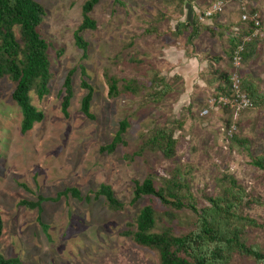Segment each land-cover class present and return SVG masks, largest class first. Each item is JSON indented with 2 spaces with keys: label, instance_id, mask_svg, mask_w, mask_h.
I'll list each match as a JSON object with an SVG mask.
<instances>
[{
  "label": "rangeland",
  "instance_id": "1",
  "mask_svg": "<svg viewBox=\"0 0 264 264\" xmlns=\"http://www.w3.org/2000/svg\"><path fill=\"white\" fill-rule=\"evenodd\" d=\"M33 1L43 9L38 32L47 44L50 78L41 100L30 94L43 119L25 134L10 97L13 83L0 79V255L16 264H158L154 250L126 235L139 210L151 205L153 232L173 236L193 230L196 217L148 196L132 203L133 183L148 175L157 189L169 179L184 183L198 210L209 206L207 198L225 195L232 178L247 195L236 211L263 225L246 228L241 241L264 251V171L250 164L264 151V107L251 104L235 115L227 105H209L220 93L228 96L218 89L219 74L231 71L228 40L243 27V14L256 15L260 27L240 78L264 96V0H218L221 12L209 18L203 12L217 0H100L90 13L96 29L81 33L84 59L72 34L85 0ZM71 70L63 116L62 84ZM110 77L117 82L114 97L107 94ZM82 79L92 88V120L80 112ZM128 81L133 91L124 92ZM122 120L124 145L100 152ZM158 127L173 133L171 159L148 144ZM100 185L111 189L121 210L110 211L95 196ZM71 188L80 199L63 195ZM37 197L44 199L39 215L22 204ZM225 264L254 262L233 252Z\"/></svg>",
  "mask_w": 264,
  "mask_h": 264
},
{
  "label": "trees",
  "instance_id": "2",
  "mask_svg": "<svg viewBox=\"0 0 264 264\" xmlns=\"http://www.w3.org/2000/svg\"><path fill=\"white\" fill-rule=\"evenodd\" d=\"M99 1H84L81 6L80 23L72 34L74 45L82 51L83 59L86 57L87 43L83 40L81 33L96 29V23L90 17V13ZM42 18L43 9L33 0H0V79L6 78L13 83L10 97L20 112L19 132L21 134L28 132L34 124L40 123L43 119L42 112L30 101V94H33L37 100H41L47 94L50 78L47 44L38 32ZM252 29V24L247 23L231 34L228 40L229 60L232 49L237 44H241L242 39L248 36ZM253 40L255 41V38L243 43L241 55L243 61L253 52ZM79 71L81 78H84L86 74L82 66H79ZM73 73L74 70L69 71L62 84L63 96L60 101V111L63 116L67 115V108L72 97L70 78ZM219 76L221 85L218 89L228 94V74H219ZM116 84L113 77L107 78L109 97L118 95ZM132 84L133 81L125 82L122 91H133ZM240 84L252 105L264 107V96L259 94L252 84L244 80L240 81ZM80 87L86 91L80 100V112L85 118L92 120L93 116L89 112L92 88L83 79L80 81ZM126 128L127 122L120 121L110 143L101 147L100 152L109 154L119 144L124 145L122 136ZM236 142L245 144L246 141ZM148 144L159 150L165 159L174 157L175 140L169 128H155ZM250 164L264 171V151L261 156L253 158ZM226 179L229 189L225 195L214 199L207 198L209 206L200 210L196 208L187 186L177 179L166 180L163 188L158 189L155 188L151 175L146 176L141 182H134L132 203L140 197L148 196L175 210L189 211L196 217V221L194 229L182 236H173L168 230L154 233L155 212L151 205H146L139 210L135 218L134 231L126 235L130 236L135 244L154 250L158 256V264H225L233 252L252 259L254 264H264V251L246 246L241 241V235L246 228H258L263 225L236 211L243 200L242 197L246 198L247 195L240 186L236 185L235 180ZM67 194L72 198L80 199L76 189H66L63 195ZM95 196L103 197L110 211H119L122 208V204L117 201L106 185H100ZM43 201V198L37 197L34 203L22 202V204L30 209L36 208L39 215L40 204ZM247 201L259 202L258 199ZM2 229L0 217V237ZM0 264H16V261L5 259L0 255Z\"/></svg>",
  "mask_w": 264,
  "mask_h": 264
},
{
  "label": "built area",
  "instance_id": "3",
  "mask_svg": "<svg viewBox=\"0 0 264 264\" xmlns=\"http://www.w3.org/2000/svg\"><path fill=\"white\" fill-rule=\"evenodd\" d=\"M221 9H222L221 2L218 0L214 1L212 2L210 8H208L205 12H203V16L204 18H209L213 14L221 12ZM241 21L244 23V25H247V23H251L253 29L248 36L242 39L241 44H237L232 49L230 56L231 71L228 74V85H229L228 96L226 97L224 95L218 94V96H214V98L209 100L210 107L212 106L220 107L227 105L235 113V115L248 109L251 106V101L249 97L241 88V84H240L241 78H240L239 70L242 61L241 55L243 52V43L249 42L252 38L256 37L260 27V23L256 15L248 17L246 14H243L241 16ZM232 130H233V126L230 127L229 135H231Z\"/></svg>",
  "mask_w": 264,
  "mask_h": 264
},
{
  "label": "crops",
  "instance_id": "4",
  "mask_svg": "<svg viewBox=\"0 0 264 264\" xmlns=\"http://www.w3.org/2000/svg\"><path fill=\"white\" fill-rule=\"evenodd\" d=\"M233 33V32H232Z\"/></svg>",
  "mask_w": 264,
  "mask_h": 264
}]
</instances>
